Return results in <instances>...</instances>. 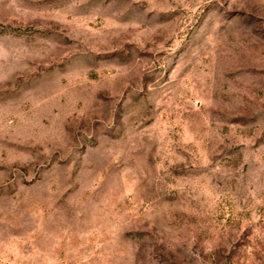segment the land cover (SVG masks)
<instances>
[{
  "label": "rangeland",
  "instance_id": "1",
  "mask_svg": "<svg viewBox=\"0 0 264 264\" xmlns=\"http://www.w3.org/2000/svg\"><path fill=\"white\" fill-rule=\"evenodd\" d=\"M0 264H264V0H0Z\"/></svg>",
  "mask_w": 264,
  "mask_h": 264
}]
</instances>
